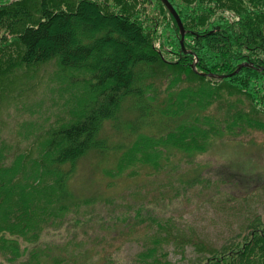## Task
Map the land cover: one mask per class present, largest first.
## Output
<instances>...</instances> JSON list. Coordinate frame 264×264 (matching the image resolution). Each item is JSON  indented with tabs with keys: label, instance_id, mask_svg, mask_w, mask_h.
Returning a JSON list of instances; mask_svg holds the SVG:
<instances>
[{
	"label": "trees",
	"instance_id": "obj_1",
	"mask_svg": "<svg viewBox=\"0 0 264 264\" xmlns=\"http://www.w3.org/2000/svg\"><path fill=\"white\" fill-rule=\"evenodd\" d=\"M168 1L185 52L160 0L0 3V87L52 64L46 92L62 114L47 125L49 117L24 121L14 143L0 139V264H46L48 247L68 246L75 262L112 264L132 240L141 244L137 264H172L170 254L178 264H264V203L220 244L182 217L220 198H264V0ZM22 96L11 95L14 106ZM108 123L131 140L111 147ZM231 144L246 154L263 148L261 168L227 159L221 149ZM111 148L122 151L111 177L164 170L169 185L143 198L77 199L69 179L78 161ZM93 214L100 230L87 234ZM46 234L59 235L55 244L40 246Z\"/></svg>",
	"mask_w": 264,
	"mask_h": 264
},
{
	"label": "rangeland",
	"instance_id": "obj_2",
	"mask_svg": "<svg viewBox=\"0 0 264 264\" xmlns=\"http://www.w3.org/2000/svg\"><path fill=\"white\" fill-rule=\"evenodd\" d=\"M9 1L11 0H0V3H7ZM52 67L54 68L52 64H46L44 67L37 69V73L34 74L32 72H20L11 81H7V84H3L0 87V139L6 138L10 143H14L17 137L15 129H20V124L26 120L25 126L30 122L43 124L46 118L49 117L46 123L47 125L54 121L56 114L62 116L61 111L57 109V106L52 104L50 95L46 92L48 78L53 69ZM14 94H22V98L18 101L26 100V103L20 104L17 107L14 106L13 104L17 102L11 97ZM29 110L31 115L28 113ZM123 118H126L125 113L123 114ZM151 133L153 135L154 130ZM13 135L14 137H12ZM104 136L107 138L108 144L111 147L118 145L124 146L131 140L127 136L126 139L122 131L113 127L112 123H108L105 127ZM20 138L21 147L26 146L27 142L24 139V135H21ZM262 149L259 145H253L246 154L240 145L231 144L222 148L221 151L227 159L233 162L240 163L249 160V162L243 165L249 164L247 167L249 170L255 169L258 171L263 161L261 159L263 156ZM121 152H116L111 148V151L104 155L93 153L80 159L75 172L69 179V187L73 195L78 197L77 199H84L91 196L108 197L114 193L117 194L124 191L128 195H132V197L138 193L143 198L153 196L152 193L158 194L169 185L168 175L164 170L160 173L152 172L148 177L139 179V176H126L124 172L117 177H111L110 173H115L116 161ZM137 168H139V165H137ZM263 203L264 198L256 197L249 198L246 203L242 202L240 204L231 202L226 198H220L212 204H205L195 208L191 213H183L182 217H184L192 228H196L200 236L209 239L214 244H220L225 238L237 230L238 223L244 211L248 208L255 209ZM102 205H99V207H102ZM261 207L263 209L264 205ZM147 211L152 215H157V211ZM100 218L97 214L91 215L90 219L85 222L83 232L87 234L98 233ZM71 232L74 234H82L77 226ZM59 235L46 234L42 236L40 246L45 247V241L48 244H55L57 236ZM63 236L62 234L60 237ZM64 241H66V237ZM69 247L66 249L48 247L49 258L45 260L46 264H60V262L61 264H82L84 260L81 258H78L75 262L72 254L65 256V251H68ZM140 248L141 244L136 240L125 242L111 257L112 264H137L135 257ZM187 255L193 256L190 247L187 248ZM63 257L65 258L64 261L62 260ZM177 257L170 254V262L172 264H178ZM1 262H4V259L0 258Z\"/></svg>",
	"mask_w": 264,
	"mask_h": 264
},
{
	"label": "water",
	"instance_id": "obj_3",
	"mask_svg": "<svg viewBox=\"0 0 264 264\" xmlns=\"http://www.w3.org/2000/svg\"><path fill=\"white\" fill-rule=\"evenodd\" d=\"M164 5L165 7L169 10V12L171 13V15L174 17L176 23H177V26L179 28V31H180V35H181V48L183 49V51L185 52L184 50V46H183V37L185 35V30H184V27L182 25V22L177 14V12L175 11L174 7L169 3L168 0H160ZM245 66H248L247 63H242L240 65H238L237 69L234 71L235 73H238L239 70L242 68V67H245ZM233 74V73H232Z\"/></svg>",
	"mask_w": 264,
	"mask_h": 264
}]
</instances>
